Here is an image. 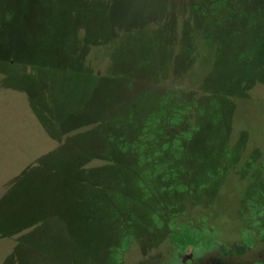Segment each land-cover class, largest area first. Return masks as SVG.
I'll return each mask as SVG.
<instances>
[{
  "label": "rangeland",
  "instance_id": "1",
  "mask_svg": "<svg viewBox=\"0 0 264 264\" xmlns=\"http://www.w3.org/2000/svg\"><path fill=\"white\" fill-rule=\"evenodd\" d=\"M249 223L264 0H0V264H150Z\"/></svg>",
  "mask_w": 264,
  "mask_h": 264
},
{
  "label": "flooded vegetation",
  "instance_id": "2",
  "mask_svg": "<svg viewBox=\"0 0 264 264\" xmlns=\"http://www.w3.org/2000/svg\"><path fill=\"white\" fill-rule=\"evenodd\" d=\"M232 237L223 234L208 237L196 244L178 247L150 264H264V228L246 227Z\"/></svg>",
  "mask_w": 264,
  "mask_h": 264
},
{
  "label": "trees",
  "instance_id": "3",
  "mask_svg": "<svg viewBox=\"0 0 264 264\" xmlns=\"http://www.w3.org/2000/svg\"><path fill=\"white\" fill-rule=\"evenodd\" d=\"M117 145V144H116ZM117 147H118V145H117ZM141 224V223H140ZM139 223H138V225H140ZM139 228V227H138ZM141 228H142V225H141Z\"/></svg>",
  "mask_w": 264,
  "mask_h": 264
}]
</instances>
